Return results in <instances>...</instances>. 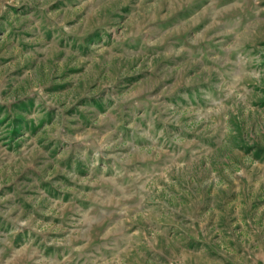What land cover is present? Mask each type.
<instances>
[{
	"label": "rangeland",
	"instance_id": "374dc122",
	"mask_svg": "<svg viewBox=\"0 0 264 264\" xmlns=\"http://www.w3.org/2000/svg\"><path fill=\"white\" fill-rule=\"evenodd\" d=\"M0 264H264V0H0Z\"/></svg>",
	"mask_w": 264,
	"mask_h": 264
}]
</instances>
